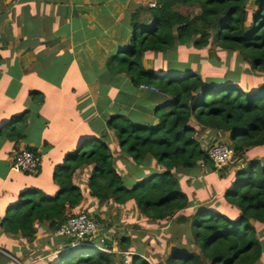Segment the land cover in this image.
Wrapping results in <instances>:
<instances>
[{"label":"trees","instance_id":"1","mask_svg":"<svg viewBox=\"0 0 264 264\" xmlns=\"http://www.w3.org/2000/svg\"><path fill=\"white\" fill-rule=\"evenodd\" d=\"M145 1L130 14L129 44L108 69L114 76L125 73L136 89L148 88L146 97L158 104L156 124L136 125L125 114H114L108 131L83 137L79 149L54 171L56 189L47 194L32 187L9 206L1 222L5 233L20 235L31 246L39 231L47 237L36 256L6 253L22 264L42 258L37 264H124L125 252L133 254L131 264H150L129 238L102 235L99 246L96 239L78 243L54 236L71 216L86 214L100 223L94 205L130 202L146 225L166 222L177 233L184 231L169 242L174 250L163 260L150 256L153 264L264 262V165L244 161L219 198L223 190L212 181L223 170L209 158L226 135L239 160L248 149L264 147V0ZM186 8L192 11L182 13ZM185 49L194 53L188 61L177 53ZM210 49L223 56L220 61L204 54ZM146 58H152L154 69H145ZM108 132L116 152L131 162V180L114 165ZM14 135L23 136V130L13 128ZM84 171L86 189L77 182ZM208 200L212 203L199 206ZM115 245L120 256L113 253Z\"/></svg>","mask_w":264,"mask_h":264},{"label":"crops","instance_id":"2","mask_svg":"<svg viewBox=\"0 0 264 264\" xmlns=\"http://www.w3.org/2000/svg\"><path fill=\"white\" fill-rule=\"evenodd\" d=\"M107 1L0 0V251L3 253H14L19 258L38 255L47 239L42 231L31 246L34 254L29 252L25 256L21 236L5 233L1 222L9 206L20 201L25 191L32 187L46 193L56 189L54 171L64 166L69 153L79 149L83 137L98 138L97 134L108 131V122L114 114H125L136 125L156 124L154 108L158 104L146 97L149 91L133 87L125 73L114 76L108 69L113 56L129 44L128 19L132 12L128 8H122L120 14L115 8L111 11L109 4L102 5ZM141 4L147 2L142 0ZM143 64L146 70L154 69L152 58L144 59ZM20 116L25 119L16 121ZM13 128L22 129L23 136H10ZM108 135L114 165L117 168V155L121 157L118 161L128 167L130 160L116 152L113 134ZM26 149H32L41 158V169L35 176L12 168L14 157ZM46 170L51 184L42 181ZM77 182L86 189V180ZM3 253L0 264H17ZM42 259L27 264H37Z\"/></svg>","mask_w":264,"mask_h":264},{"label":"rangeland","instance_id":"3","mask_svg":"<svg viewBox=\"0 0 264 264\" xmlns=\"http://www.w3.org/2000/svg\"><path fill=\"white\" fill-rule=\"evenodd\" d=\"M140 1L142 0H108L106 3H103V6H106L109 4L111 11H114V8L118 10L119 14L122 11V8H128L129 12H134L136 8V4L139 5ZM133 7V8H132ZM182 13L186 14V12H191V9H182ZM131 14V13H130ZM211 50V51H210ZM208 51H205V55H207L209 58L213 60V62H218L220 61V57H223L221 54L217 55L216 50L210 49ZM178 55L182 56L183 59L182 61H186L189 56L193 55V51L191 49H185L184 51L180 52L177 51ZM179 58V57H178ZM188 61V60H187ZM193 65L196 63L193 61ZM197 64V63H196ZM192 65V66H193ZM192 68L195 69V66ZM255 74L257 73L253 72V75L249 78V81L252 82L255 80ZM203 139V138H201ZM224 144H227L230 146L229 140H228V135H226L225 140H223ZM116 145V144H115ZM121 157H117L116 155V163H117V169L123 178L126 176L128 180H131V174L132 172L129 171V167H126V164L123 162H119L118 159ZM252 160H258L260 163L264 165V147L262 148H251L248 149L247 152L243 155V159L241 160L238 159V157H234V159L229 163V165L223 167V168H218L222 169L223 171L221 172V177H218V179L213 180L212 183H217L220 184L221 193L218 195L220 198L222 196V193L224 190H227L232 186V184L235 182L236 179V173L242 170L245 167L244 161H252ZM122 161V160H121ZM47 171L44 172L42 175V181L46 182L48 184H51L47 180ZM129 171V172H128ZM128 174V176H127ZM202 177H209L208 174L202 171L201 174ZM212 176H210L211 178ZM86 179V174L85 171L82 174L81 178L79 181H84ZM210 183V182H207ZM217 197V196H216ZM215 197V198H216ZM208 202V203H207ZM212 203V200L208 201H202V203L199 205L200 207H205L209 204ZM86 207L88 205H85ZM198 206V207H199ZM92 210H94L98 217L100 223V233L99 235H105V236H119V237H125L129 238L131 240L130 246L137 250H143L144 254H141L142 257H144L147 262L150 264H153L151 261L150 256L156 257V255H159V258L163 260V258L166 257V255L170 254L173 249V245L169 242L172 240H176L177 236H181L184 234V231L179 230V233L176 232V227H170V223H159L158 225H152L151 227L149 225H146L147 220H145L137 210L136 206L134 203L130 202L124 206H116L114 204H111L109 206H96L92 207ZM194 213V212H191ZM148 222V221H147ZM20 244V242H18ZM115 253L117 256H120L118 254V247L115 245ZM21 250L25 253V256L29 254V252H32L34 254V248L31 247L30 244H24L23 247H21ZM51 253V252H50ZM124 254H129L130 258L128 259V262H125L124 259V264H131L133 254L130 252H125ZM115 261L118 263L119 260L115 259ZM120 263V262H119ZM261 264H264L262 261Z\"/></svg>","mask_w":264,"mask_h":264},{"label":"built area","instance_id":"4","mask_svg":"<svg viewBox=\"0 0 264 264\" xmlns=\"http://www.w3.org/2000/svg\"><path fill=\"white\" fill-rule=\"evenodd\" d=\"M142 88L148 89L147 87ZM150 90L156 91L155 88H151ZM234 157V151L226 144L215 145L209 152V158L217 168H223L229 165ZM39 166V157L28 150L20 151L12 160L13 170L26 175H36ZM99 233L100 225L95 219L86 214H79L69 217L67 221L60 226L55 235L58 237L72 238L78 243L86 242L90 239H96L99 246H101L104 244L105 236H100ZM115 248L116 246L113 248V251ZM0 253L3 252L0 251ZM3 254L19 264V262L12 256L6 253ZM123 257L127 263L130 258L129 254H124Z\"/></svg>","mask_w":264,"mask_h":264},{"label":"clouds","instance_id":"5","mask_svg":"<svg viewBox=\"0 0 264 264\" xmlns=\"http://www.w3.org/2000/svg\"><path fill=\"white\" fill-rule=\"evenodd\" d=\"M145 90V89H144ZM227 145V144H226ZM227 146H229V145H227ZM230 147V146H229ZM26 150H28V149H26ZM29 151V150H28ZM31 152V151H30ZM33 153V152H32ZM35 154V153H34ZM36 156H38L37 154H35ZM39 157V159H40V165H41V158H40V156H38ZM39 168H40V166H39ZM217 168V167H216ZM38 172H39V170H38ZM38 172H37V174H38ZM36 174V175H37ZM24 175H26V174H24ZM28 176H35V175H28ZM4 255V254H3ZM15 259V258H14ZM16 260V259H15ZM14 261V260H13ZM18 261V260H17ZM19 262V264H22L20 261H18ZM18 264V263H17Z\"/></svg>","mask_w":264,"mask_h":264},{"label":"water","instance_id":"6","mask_svg":"<svg viewBox=\"0 0 264 264\" xmlns=\"http://www.w3.org/2000/svg\"><path fill=\"white\" fill-rule=\"evenodd\" d=\"M84 144H82V146H83ZM207 151V150H206Z\"/></svg>","mask_w":264,"mask_h":264}]
</instances>
